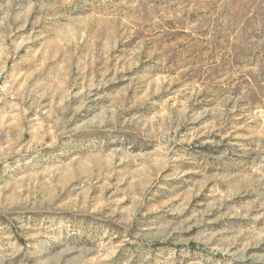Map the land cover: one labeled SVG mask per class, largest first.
<instances>
[{"label":"rangeland","instance_id":"rangeland-1","mask_svg":"<svg viewBox=\"0 0 264 264\" xmlns=\"http://www.w3.org/2000/svg\"><path fill=\"white\" fill-rule=\"evenodd\" d=\"M0 264H264V0H0Z\"/></svg>","mask_w":264,"mask_h":264}]
</instances>
